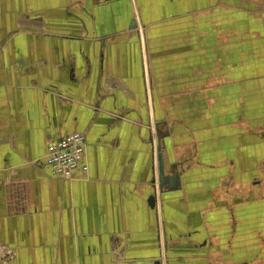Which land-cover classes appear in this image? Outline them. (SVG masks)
<instances>
[{"label": "crops", "instance_id": "0c3cea01", "mask_svg": "<svg viewBox=\"0 0 264 264\" xmlns=\"http://www.w3.org/2000/svg\"><path fill=\"white\" fill-rule=\"evenodd\" d=\"M162 1L0 0V264H160L163 251L168 264H264V0H222L232 51L212 36L203 48L218 74L249 77V99L229 98L238 84L223 89L217 111L237 119L216 126L215 151L196 135L183 157L161 116L176 106L159 99L170 96L164 67L144 75V32L160 50L161 30L176 25H156L174 14ZM73 132L87 135L88 170L57 177L48 145ZM157 133L166 176L179 175L160 200ZM188 192H205L207 217Z\"/></svg>", "mask_w": 264, "mask_h": 264}, {"label": "rangeland", "instance_id": "374dc122", "mask_svg": "<svg viewBox=\"0 0 264 264\" xmlns=\"http://www.w3.org/2000/svg\"><path fill=\"white\" fill-rule=\"evenodd\" d=\"M221 3L222 0H171L170 3L162 1V5H160L163 7L162 14L170 10L171 14L177 15L175 17L173 14L168 20H166L167 18H162L164 20L160 24H156L157 26L163 23L168 24L169 22L176 24L175 26L172 25L170 28L167 27L161 30L160 39L155 44L161 45L162 49H157L160 48L159 46L156 47V51L152 49L150 43L152 41L151 35L154 33L149 32L150 28H148L147 32H144L149 44V55H145L144 59V75L148 74L150 69H154V63H160L164 67L160 76L166 79V87L164 88L168 89V95L170 96L164 97L161 95L159 99H166L165 102L170 105L175 102L176 106L172 107L171 112H162L161 116L168 117L169 115L174 127V138L171 141V147H174V152L179 157H183L182 144L190 139L191 136L195 140H198L195 138L196 135L203 136L205 134V137H207L206 144L203 143L201 146L207 145L208 148L210 146L209 149L214 148L213 151L217 149L216 144H219L220 137L222 138L223 135L221 132H218L219 127L216 126L222 122H232V120L237 119L236 114L230 112L229 106L225 112L219 113L217 111V104L220 103L218 100L221 99L219 96L225 93L223 89H227L229 84H238L237 90H239V92L234 94L233 98L230 95L229 98L231 100L233 99L235 102L239 101L242 105L246 106L249 99V96H247L249 77L241 78L240 81H237L231 75L226 74L227 76H222L218 74L222 70L215 69L214 53L210 49L203 48L209 36H212L214 41H219L222 44L224 40L229 44L233 40L231 31L230 34L226 33L225 35L220 33L222 26L232 25L229 23L231 20H227L228 17L220 14L222 13L220 10L222 7ZM257 3L260 4L261 2ZM225 5L227 7V1H225ZM164 16L167 17L168 15ZM225 28L232 30L229 26ZM200 35H204V38L201 39ZM226 44H223L224 47L226 46L224 50L226 53H229L232 50L227 48ZM248 54L247 48L240 50L242 68L245 69H248ZM157 91L158 87L155 84L154 96ZM164 93L165 91H162L161 94ZM162 103L164 102L162 101ZM145 104L144 109L148 110L149 105L147 100ZM144 109L142 107V110ZM148 113L150 120H156V116L158 118V114L154 110H148ZM152 125L153 123H146L143 126L148 130L149 126L151 128ZM151 131L154 136L153 128ZM206 133H209V135H206ZM200 173L202 174L201 171H198V174ZM159 189L160 192L156 193V195L160 200L165 188L163 190ZM192 194L196 195L194 201L200 202L199 206L201 208L199 210L201 212L199 218L207 217L208 213L205 212L206 210H203L206 202L205 192H188V196L192 197ZM212 209H215V205ZM192 221L193 218L188 219V228L194 226ZM163 252L161 257H159V263L168 264L169 257L167 252ZM211 263L229 264V261L224 258L215 257Z\"/></svg>", "mask_w": 264, "mask_h": 264}, {"label": "built area", "instance_id": "2783aa9c", "mask_svg": "<svg viewBox=\"0 0 264 264\" xmlns=\"http://www.w3.org/2000/svg\"><path fill=\"white\" fill-rule=\"evenodd\" d=\"M87 135L73 132L59 137L48 145L45 162L55 176L72 178L77 170H88L86 152Z\"/></svg>", "mask_w": 264, "mask_h": 264}, {"label": "water", "instance_id": "95a60500", "mask_svg": "<svg viewBox=\"0 0 264 264\" xmlns=\"http://www.w3.org/2000/svg\"><path fill=\"white\" fill-rule=\"evenodd\" d=\"M158 127V125H157ZM157 132H159V129L157 128ZM158 134V170H159V187L161 190L164 189V186L166 183H169L171 190H175L176 188L179 187V175L177 174L173 178H168L165 174V168H164V159H163V152H162V139L163 136ZM149 202L151 205L155 206L156 205V195H151Z\"/></svg>", "mask_w": 264, "mask_h": 264}]
</instances>
